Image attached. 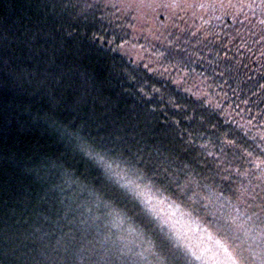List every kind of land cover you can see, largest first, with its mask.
<instances>
[{
    "label": "trees",
    "instance_id": "1",
    "mask_svg": "<svg viewBox=\"0 0 264 264\" xmlns=\"http://www.w3.org/2000/svg\"><path fill=\"white\" fill-rule=\"evenodd\" d=\"M145 43L173 66L138 59ZM81 139L264 264V0H0V264H144L145 230L162 264H190Z\"/></svg>",
    "mask_w": 264,
    "mask_h": 264
},
{
    "label": "clouds",
    "instance_id": "2",
    "mask_svg": "<svg viewBox=\"0 0 264 264\" xmlns=\"http://www.w3.org/2000/svg\"><path fill=\"white\" fill-rule=\"evenodd\" d=\"M188 7H191V5H188ZM132 46L140 50L138 59L143 57L149 64H155L156 67L171 68L173 66L171 64L161 63L164 53L159 49L153 51V46L149 43H145L144 45L133 44ZM144 52H148L150 55L144 57ZM197 95H199V93H197ZM79 146L86 156L94 159L95 163L104 170L116 185L126 189L131 195L135 196L150 212L155 211L157 206H159V213L172 210V215L174 216H183L185 218L194 217L195 219L177 221L174 224L176 228H180L182 223L186 227V231L182 232L181 235L184 236L185 243L188 247L192 249V256L199 258L200 245L209 240L210 234L218 233L219 237L225 236V231L221 227L222 221H220L217 216L207 213L202 205L197 208L194 207L192 202L183 194L157 190L153 186L151 179L145 178L143 174L134 175L133 170L129 169L126 164L114 160L99 150H96L94 146L86 140L81 139ZM262 147H264V145H262ZM249 155L252 156L254 160L264 161V154L249 153ZM78 179L77 177V180ZM82 191H85V200H92L97 206L102 204L106 206L109 211L115 209L114 202L108 198L106 193L100 188L91 186L85 189L82 185ZM127 220L132 223H138L133 220L132 216H127ZM142 239L145 252L150 254V258L145 260L144 264H162L160 257L165 255V253L162 249L153 245L147 230H145L142 235ZM208 247L213 248L214 243H209ZM234 247L239 250L238 243L234 245ZM190 264H196V260L190 261ZM243 264H255V262L245 260Z\"/></svg>",
    "mask_w": 264,
    "mask_h": 264
},
{
    "label": "rangeland",
    "instance_id": "3",
    "mask_svg": "<svg viewBox=\"0 0 264 264\" xmlns=\"http://www.w3.org/2000/svg\"><path fill=\"white\" fill-rule=\"evenodd\" d=\"M158 207L155 211H152L159 218L158 221L167 230L169 236L175 240L176 243H180L181 246L192 256V249L188 247L185 243L184 236L181 235L182 232L186 231V227L182 223L180 228L174 227L177 221H186L188 218L183 216L172 215V210L166 211L165 213H159ZM209 243H214L213 248H209ZM200 256L199 258L192 256L199 264H238L235 257L228 251H226L222 243L209 237L208 241H205L200 245Z\"/></svg>",
    "mask_w": 264,
    "mask_h": 264
}]
</instances>
